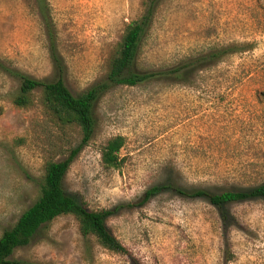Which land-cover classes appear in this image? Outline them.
I'll return each mask as SVG.
<instances>
[{
    "label": "rangeland",
    "instance_id": "rangeland-1",
    "mask_svg": "<svg viewBox=\"0 0 264 264\" xmlns=\"http://www.w3.org/2000/svg\"><path fill=\"white\" fill-rule=\"evenodd\" d=\"M48 2L64 81L78 96L105 80L125 28L142 15V0ZM232 45L246 48L192 85L117 86L95 106V134L64 187L90 210L113 213L107 226L129 254L84 239L66 215L17 250L14 264H264V200L229 205V227L205 199L165 192L141 204L167 181L213 193L264 183V0H165L143 40L139 68L170 67ZM11 71L55 77L35 0H0V236L38 199L45 164L65 160L82 138L48 114L41 90L31 106H15L20 82ZM119 136L123 164L107 168L102 150Z\"/></svg>",
    "mask_w": 264,
    "mask_h": 264
},
{
    "label": "trees",
    "instance_id": "trees-1",
    "mask_svg": "<svg viewBox=\"0 0 264 264\" xmlns=\"http://www.w3.org/2000/svg\"><path fill=\"white\" fill-rule=\"evenodd\" d=\"M164 1L142 0V15L125 28L123 37L110 59L105 80L74 96L64 81L66 67L57 51L50 4L48 0H35L47 31L55 77L52 81H43L11 71V75L20 82L13 102L19 108H27L33 104L34 91L41 90L42 102L48 114L61 126L79 129L82 138L80 145L73 149L65 160L49 161L45 164L44 175L39 183L38 199L23 212L13 227L5 230L0 236V264H14L12 257L17 250L30 245L42 228L66 215H71L77 220L79 232L84 239L94 238L101 247L112 253L129 254L126 247L107 226V220L113 213L90 210L84 203H80L68 194L64 187V180L71 165L95 134L96 104L104 94L117 86L136 87L149 83L192 85L202 73L213 69L231 55L243 52L246 48V45L216 48L185 59L174 66L141 70L139 58L142 43L151 31L157 12ZM124 144L125 139L121 136L107 143L102 150L105 167L118 169L122 166L123 161L119 153ZM165 192L186 198L205 199L220 212L224 226L229 227L231 216L227 214L226 208L234 203L264 200V183L251 189L213 193L205 188L188 189L167 181L149 189L141 204H146ZM133 264L139 263L134 261Z\"/></svg>",
    "mask_w": 264,
    "mask_h": 264
}]
</instances>
